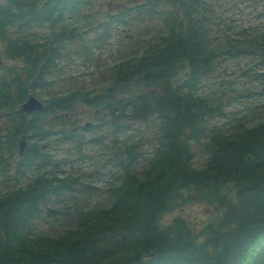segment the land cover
I'll list each match as a JSON object with an SVG mask.
<instances>
[{
  "label": "trees",
  "instance_id": "trees-1",
  "mask_svg": "<svg viewBox=\"0 0 264 264\" xmlns=\"http://www.w3.org/2000/svg\"><path fill=\"white\" fill-rule=\"evenodd\" d=\"M5 1L7 6L0 5V33L9 25L22 30L26 22H40L38 17L53 20L67 6L44 0L35 12L36 0ZM222 1L189 0L191 10L184 5L183 18H173L172 31L177 33L158 46L161 50L155 49L153 57L124 62L93 87L54 95L47 111L32 120L17 112L26 96V78L0 86V177L5 154L13 153L20 132L46 139V115L60 116L50 125L47 147L83 136L84 129H74L63 115L80 109L88 110L98 133L99 125L110 126L114 134L104 143L113 145L114 152L103 160L117 163V182L98 208L84 210L74 202L67 210L68 201L74 200V181L60 178L57 171L69 154L59 159L32 144L20 170L32 169L39 161L40 174L25 187L5 189L0 182V264L263 263L264 115L235 116L228 111L233 101L225 92L208 100L197 92L216 74L206 42L212 18L222 35L230 29L225 30L224 18L216 22ZM211 3L219 4V10ZM125 17L147 28L140 14ZM245 43L218 45L215 53L264 67V38L250 41L259 47L256 53H243ZM46 46L58 59L62 37L48 39ZM16 50L24 51L27 71L41 61L28 54L30 50ZM185 71L188 75L178 81ZM57 89H63L62 84ZM121 129L133 134L118 133ZM188 204L216 205L217 212L197 232L181 217L161 225L164 214Z\"/></svg>",
  "mask_w": 264,
  "mask_h": 264
},
{
  "label": "rangeland",
  "instance_id": "rangeland-1",
  "mask_svg": "<svg viewBox=\"0 0 264 264\" xmlns=\"http://www.w3.org/2000/svg\"><path fill=\"white\" fill-rule=\"evenodd\" d=\"M246 12H250V9H248ZM105 55H106V57H108V54H104V56H105ZM81 64H82L81 61H76V62H74V63L72 64L71 67L77 69V68L80 67ZM101 185H102V184H99L98 186H101ZM203 211H204V208H199V212H198V213H194L192 216L189 217V219L191 220L192 217L195 216V214H197V215H199V216L201 217ZM184 213H185L184 210H182V211H178V212H176V213H174V214H171V215L165 216V217L163 218V221H164V222H168V221H169L174 215H177V214L182 215V214H184Z\"/></svg>",
  "mask_w": 264,
  "mask_h": 264
}]
</instances>
